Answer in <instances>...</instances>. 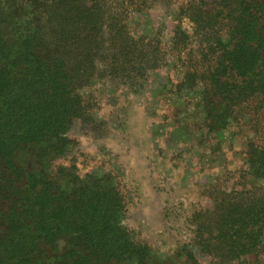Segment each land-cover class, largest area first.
<instances>
[{
    "label": "trees",
    "instance_id": "1",
    "mask_svg": "<svg viewBox=\"0 0 264 264\" xmlns=\"http://www.w3.org/2000/svg\"><path fill=\"white\" fill-rule=\"evenodd\" d=\"M159 6L168 41L131 21ZM170 64L171 139L223 172L160 251L126 222L124 168L76 146L124 126L89 89L138 97ZM0 264H264V0H0Z\"/></svg>",
    "mask_w": 264,
    "mask_h": 264
},
{
    "label": "rangeland",
    "instance_id": "2",
    "mask_svg": "<svg viewBox=\"0 0 264 264\" xmlns=\"http://www.w3.org/2000/svg\"><path fill=\"white\" fill-rule=\"evenodd\" d=\"M170 19L166 8L159 6L134 15L131 21L138 25V31L152 30L168 41L174 28V22ZM180 25L189 31L187 21H182ZM175 68L176 64H170L153 74L148 92L138 97L125 95L123 99L115 96L109 98L100 85L89 89L103 104L95 111V116L106 117L110 106L117 104L126 109L124 126L120 132L110 128L103 140L107 149L103 155L95 152V143L88 137H81L76 146L78 153L88 158L101 157L124 168L132 203L126 222L141 237L154 241L156 249L160 251H169L176 242L189 238L192 229L189 212L193 206L207 200L199 192V184L207 179L213 180L223 170L222 166L218 167L219 171L210 168L209 158L200 157L202 152L197 146L189 142L187 145L177 144L176 140L171 139L173 112L166 109V97L172 89L173 78L178 75ZM167 74H170L171 80ZM181 150L183 152L180 153ZM200 162L204 167L201 171L198 170ZM232 164L228 163L226 168L233 170L235 164ZM234 177L235 174H229L230 183Z\"/></svg>",
    "mask_w": 264,
    "mask_h": 264
}]
</instances>
